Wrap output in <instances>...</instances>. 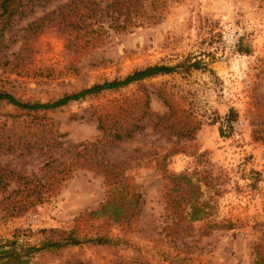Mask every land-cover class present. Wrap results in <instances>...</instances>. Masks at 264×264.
I'll return each mask as SVG.
<instances>
[{
    "label": "rangeland",
    "instance_id": "1",
    "mask_svg": "<svg viewBox=\"0 0 264 264\" xmlns=\"http://www.w3.org/2000/svg\"><path fill=\"white\" fill-rule=\"evenodd\" d=\"M67 1L36 0L31 12L20 15L17 7L0 18V92L46 103L148 66L180 65L171 75L71 103L43 122L55 123L66 145L94 142L101 133L92 108L148 96L151 111L167 113L169 101L200 127L191 140L147 129L106 151L104 159L122 171L116 190L140 197L119 223L92 215L115 195L95 170L61 172L57 163L52 173L42 167L48 154L0 151V167L57 183L44 203L17 216L6 208L7 194L0 195V256L15 251L30 264H255L264 258V0H166L155 22L140 20L123 33L108 29L99 40L93 31L77 32L74 47L49 22ZM195 62L200 69H188ZM17 118L31 121L0 103V134H12ZM237 120L243 123L238 140L231 131ZM180 174L190 184L171 179ZM190 200L206 215L191 220ZM70 234L82 243L29 251ZM96 238L109 242H88Z\"/></svg>",
    "mask_w": 264,
    "mask_h": 264
},
{
    "label": "trees",
    "instance_id": "2",
    "mask_svg": "<svg viewBox=\"0 0 264 264\" xmlns=\"http://www.w3.org/2000/svg\"><path fill=\"white\" fill-rule=\"evenodd\" d=\"M0 0V18L11 15L20 7V15L25 11H32L37 4L36 0ZM166 0H68L65 4L58 6L51 12L55 15L51 19L55 27L65 36L68 46L74 47L77 43L72 39L77 32L96 33L98 40L107 34V30L123 33L140 25V20L155 22L158 18L160 7ZM51 23V24H52ZM176 66L153 65L133 71L132 73L112 80L83 88L79 91L64 94L60 98L46 102H25L17 99L10 93L0 92V103L11 106L30 118V122L15 119L8 134V129L0 134V151L7 154L24 156L33 151L48 154V159L42 162V167L51 168L57 163L62 166L61 172L75 167H85L101 175L106 184L112 187L115 195H109L106 201L92 215L108 217L112 222L119 223L132 216L139 201L137 193H121L115 186L121 185L123 181L122 171L119 165L104 159L108 149L115 147L118 143L132 140L147 129L168 133L178 139L191 140L199 130L200 123L185 111L178 110L169 101H165L167 113L159 114L151 111L148 96L138 99H123L108 107L92 108L90 117L96 124L101 137L94 142H83L75 145L67 144L62 139L66 136L60 133L58 126L47 119V113L54 112L66 107L71 103L96 98L106 92H118L131 85L138 84L147 79L163 75H171L176 72ZM189 68L200 69L199 63L195 62ZM83 118V117H80ZM22 123H26L23 125ZM72 155L69 163L63 161L64 157ZM165 159H162L164 161ZM43 169V168H42ZM55 167H53L52 173ZM44 178V177H43ZM185 179L190 184L186 175L171 176V179ZM57 188V183L35 180L26 175L13 172L6 167H0V195L7 194L3 200H9L6 207L8 212L15 216L26 212L44 203ZM13 194V196H11ZM117 196V197H116ZM191 220H199L205 213H200L198 206L193 205L190 200ZM88 242L106 244L109 241L101 238L91 239ZM82 242L70 234L67 238L49 242L38 248L30 247L29 251L36 254L41 251H52L79 246ZM23 254L10 251L0 256V264H30ZM120 264H133L126 260ZM255 264H264V258L259 257Z\"/></svg>",
    "mask_w": 264,
    "mask_h": 264
},
{
    "label": "built area",
    "instance_id": "3",
    "mask_svg": "<svg viewBox=\"0 0 264 264\" xmlns=\"http://www.w3.org/2000/svg\"><path fill=\"white\" fill-rule=\"evenodd\" d=\"M243 128V123L241 120H237L231 124L232 137L238 140L241 137V130ZM261 159L264 162V147L261 151Z\"/></svg>",
    "mask_w": 264,
    "mask_h": 264
}]
</instances>
